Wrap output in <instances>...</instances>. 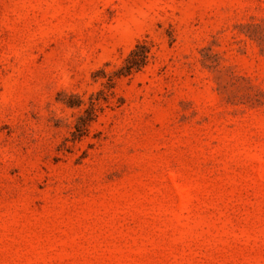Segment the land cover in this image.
<instances>
[{
  "label": "rangeland",
  "instance_id": "obj_1",
  "mask_svg": "<svg viewBox=\"0 0 264 264\" xmlns=\"http://www.w3.org/2000/svg\"><path fill=\"white\" fill-rule=\"evenodd\" d=\"M0 264H264V0H0Z\"/></svg>",
  "mask_w": 264,
  "mask_h": 264
}]
</instances>
